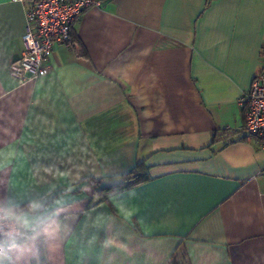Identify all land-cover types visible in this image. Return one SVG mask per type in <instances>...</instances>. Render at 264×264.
Wrapping results in <instances>:
<instances>
[{
    "label": "crops",
    "instance_id": "1",
    "mask_svg": "<svg viewBox=\"0 0 264 264\" xmlns=\"http://www.w3.org/2000/svg\"><path fill=\"white\" fill-rule=\"evenodd\" d=\"M31 2L0 0V205L22 227L0 264H264V151L237 103L264 0H99L20 83ZM137 161L107 199L86 181Z\"/></svg>",
    "mask_w": 264,
    "mask_h": 264
},
{
    "label": "built area",
    "instance_id": "2",
    "mask_svg": "<svg viewBox=\"0 0 264 264\" xmlns=\"http://www.w3.org/2000/svg\"><path fill=\"white\" fill-rule=\"evenodd\" d=\"M99 0H32L25 12L20 56L10 60L8 71L18 82L36 79L49 70V57L57 44L70 40L72 26L87 8ZM244 109L243 129L259 139L264 151V66L237 99ZM22 233L20 223L0 205V249L4 240Z\"/></svg>",
    "mask_w": 264,
    "mask_h": 264
},
{
    "label": "trees",
    "instance_id": "3",
    "mask_svg": "<svg viewBox=\"0 0 264 264\" xmlns=\"http://www.w3.org/2000/svg\"><path fill=\"white\" fill-rule=\"evenodd\" d=\"M211 0H206L208 3ZM262 52H264V48H262ZM145 173L143 169V164L139 161L135 163V165L126 173L121 174L117 180L113 183L104 185H98L99 183L97 180L92 178L86 179L87 182H92L93 187L95 188L96 192L98 193L99 200L107 199L110 194L122 191L125 189L130 188L131 186L135 185L136 183L145 179ZM105 188V189H104ZM20 236V235H18ZM17 237V236H16ZM38 247L40 248L41 245L39 244Z\"/></svg>",
    "mask_w": 264,
    "mask_h": 264
}]
</instances>
